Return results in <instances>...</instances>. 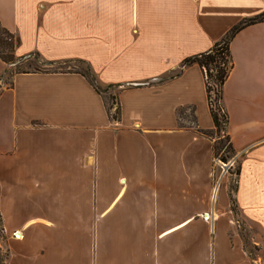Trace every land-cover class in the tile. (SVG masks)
<instances>
[{
    "label": "crops",
    "instance_id": "obj_1",
    "mask_svg": "<svg viewBox=\"0 0 264 264\" xmlns=\"http://www.w3.org/2000/svg\"><path fill=\"white\" fill-rule=\"evenodd\" d=\"M264 0H0L17 56L88 61L117 85L121 118L73 70L17 72L0 58V214L6 264H264L236 231L226 182L214 193L206 51ZM224 84L240 154L236 203L264 235V21L231 41ZM183 109V110H184ZM211 220L203 215L209 213ZM20 236H15V233Z\"/></svg>",
    "mask_w": 264,
    "mask_h": 264
},
{
    "label": "trees",
    "instance_id": "obj_2",
    "mask_svg": "<svg viewBox=\"0 0 264 264\" xmlns=\"http://www.w3.org/2000/svg\"><path fill=\"white\" fill-rule=\"evenodd\" d=\"M261 21H264V11L254 16L242 19L234 26H232L220 40L216 41L213 46L210 47V49L186 57L182 60L180 68L174 71V74H178L183 67L192 64H198L202 68L205 78L208 105L210 108L214 126L211 129H204L202 127H199L196 122L194 107H190L193 125L181 126L195 127L196 132L208 137L212 141L214 158L219 157L224 162H228L236 154V150L233 146L231 135L229 133V114L224 105V84L234 65L230 44L236 33L242 28ZM19 42V36L4 27L0 21V58L9 66L4 73V79L6 78V75H10V78H12V76L17 72L62 71L38 69L31 70L29 68L27 69L26 66L35 67V64H33L32 62L28 63V61H26L30 57H35L43 64H54L57 61L45 60L41 57L39 52H32L26 56L21 57L17 56L16 47L18 46ZM64 61H77L82 62L86 65L87 72H83L77 69H73V71L79 72L86 76V78L94 85L96 90L102 95L110 119L112 121H119L121 118V107L118 100V93H109V97L113 99V103L115 104V106L110 105L108 101V92H111L110 90H114L117 85H102L98 77L96 76V73L94 72L91 64L84 59H72ZM21 63H24V68H20ZM13 66H16L14 70L12 69ZM183 109L184 108H180L178 110V116L180 119L182 118V115L180 113ZM235 175L236 182L233 185L234 187H231L228 184L227 190L230 199L231 211L236 218V214L239 213L236 203V192L239 185L240 163L235 170ZM1 238H6V236L2 226V218L0 214V239ZM243 241L246 242V239H243ZM251 254L252 253L250 252V257L252 259H255L256 256H251Z\"/></svg>",
    "mask_w": 264,
    "mask_h": 264
},
{
    "label": "rangeland",
    "instance_id": "obj_3",
    "mask_svg": "<svg viewBox=\"0 0 264 264\" xmlns=\"http://www.w3.org/2000/svg\"><path fill=\"white\" fill-rule=\"evenodd\" d=\"M26 61L32 62L35 64V67L31 66L26 68L34 70H73L77 69L83 72H87V67L85 64L82 62H77V61H71V62H65V61H57L54 64H43L40 60L36 59L35 57H30ZM25 63V62H24ZM24 63L20 64V68H24L25 65ZM16 66H13L12 69L14 70ZM10 75H6L5 81L9 82L11 80ZM111 92H108V97L109 93H117V90H110ZM110 105L115 106L113 103V99L109 97L108 99ZM182 115V118L180 120L181 125L185 126H190L193 125L192 123V118H191V110L189 108H186L181 111L180 113ZM215 163H214V193L212 196V203L219 199L218 192H217V200H216V191L217 189H221L222 185L226 182V186L234 187L233 185L236 182V175H235V170L238 167V164L240 163V154L236 152V154L228 161L224 162L221 158L217 157L215 158ZM219 201V200H218ZM219 206V204H218ZM211 214V211H209ZM239 214V213H238ZM236 214L235 222H236V231L241 235L242 239H246V242L244 244L245 249L247 250V253L250 254L252 253L251 256H260L261 253V244H258L257 241L262 242L264 239V235L259 231V229L255 225H250L246 222H244L240 216ZM204 218V215H203ZM212 217L210 216L209 219L206 220H211ZM7 260V250L5 248V238L0 239V264H6Z\"/></svg>",
    "mask_w": 264,
    "mask_h": 264
},
{
    "label": "built area",
    "instance_id": "obj_4",
    "mask_svg": "<svg viewBox=\"0 0 264 264\" xmlns=\"http://www.w3.org/2000/svg\"><path fill=\"white\" fill-rule=\"evenodd\" d=\"M209 217H210V213H206V214H204V218L205 219H209ZM15 236H20L17 232L15 233Z\"/></svg>",
    "mask_w": 264,
    "mask_h": 264
}]
</instances>
